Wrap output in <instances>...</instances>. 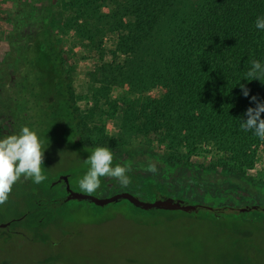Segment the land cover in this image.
<instances>
[{
  "label": "trees",
  "instance_id": "obj_1",
  "mask_svg": "<svg viewBox=\"0 0 264 264\" xmlns=\"http://www.w3.org/2000/svg\"><path fill=\"white\" fill-rule=\"evenodd\" d=\"M21 1L0 53V112L12 115L20 128L64 127L78 144L105 147L83 135L72 84L74 54L64 50L58 33L57 18L66 12L80 41L76 46L100 56L104 39L109 41L110 60L101 68L111 86L143 91L160 86L161 95L139 111L142 127L160 128L170 143L177 141L173 148L187 150L164 171L127 165L128 173L138 176L135 185L163 184L174 199L210 206L199 208L218 217L236 205L229 196L241 203L252 199L236 188L206 187L187 155L213 145L222 152L220 166L242 174V167L253 166L264 152V140L241 128L246 110L256 106L251 97L264 102V79L249 82L246 75L253 60L264 64V30L256 28L264 0H67L63 11L58 0ZM240 85L250 90L248 97ZM61 183L62 197L53 198L55 185H45L44 200L21 217L31 221V231L42 226L52 202H64ZM206 194L218 200L206 202Z\"/></svg>",
  "mask_w": 264,
  "mask_h": 264
},
{
  "label": "rangeland",
  "instance_id": "obj_2",
  "mask_svg": "<svg viewBox=\"0 0 264 264\" xmlns=\"http://www.w3.org/2000/svg\"><path fill=\"white\" fill-rule=\"evenodd\" d=\"M66 1L58 0V11H63ZM21 2L0 0V53L5 36L10 35L19 16ZM67 16L63 12L57 18L58 33L64 50L74 54L72 84L75 106L85 122L83 135L112 149L113 167L130 164L147 171L149 165H155L156 170L164 171L186 156L187 150L179 149V145L173 148L177 141L170 143L160 128L142 127L144 119L139 111L149 100L161 95L160 86L148 91L130 85L111 86L101 68L110 60L109 41L104 39L107 47L100 56L82 45L76 46L80 41L75 39L74 30L69 29ZM119 98L124 102H116ZM63 128L50 130L37 126L33 130L44 141L41 169L47 179L36 184L22 176L13 185L8 201L0 205V223L11 221L10 230L26 235L0 227V264H264L261 208L244 212L228 209L224 216L218 217L204 208L143 210L127 200L105 205L84 200L55 201L48 206L42 226L31 231V221L21 217L38 199L44 200L45 185H55L57 194L53 193V198L62 197L64 191L58 181L62 175L68 177L71 190L83 194L107 197L127 191L144 201L176 198L174 192L160 183L135 185L134 179L138 177L135 173H128L131 182L126 186L115 178L101 177V186L96 191L81 190L78 181L89 170L85 160L94 148L78 144ZM20 129L17 124L0 125V138L18 134ZM187 157L206 187L227 186L252 196L246 203L229 196L235 207L254 204V199L262 200L264 206V152L253 166L244 165L242 174L221 167L222 152L213 145L199 147ZM205 199L212 202L218 197L206 194Z\"/></svg>",
  "mask_w": 264,
  "mask_h": 264
},
{
  "label": "clouds",
  "instance_id": "obj_3",
  "mask_svg": "<svg viewBox=\"0 0 264 264\" xmlns=\"http://www.w3.org/2000/svg\"><path fill=\"white\" fill-rule=\"evenodd\" d=\"M256 28L264 30V17L257 18ZM246 75L249 82L261 81L264 79V64L253 60L251 69ZM240 87L242 94L248 97L250 90L245 85ZM251 101L256 102V106L246 110L247 120L243 121L241 128L245 131H254L257 137L264 140V119H261V113H264V102L257 101L256 96H252ZM43 143L44 141L38 137L37 133L27 126L22 127L18 134L0 138V205L8 201L13 185L22 176L36 184L47 179L41 169L44 160ZM85 151H87L86 148ZM85 163L90 166L89 170L78 181L81 190L85 192L92 193L100 188L101 177L115 178L124 186L131 182L128 175L130 166L113 167V153L106 147L95 148ZM147 171L155 173L156 166L149 165Z\"/></svg>",
  "mask_w": 264,
  "mask_h": 264
},
{
  "label": "water",
  "instance_id": "obj_4",
  "mask_svg": "<svg viewBox=\"0 0 264 264\" xmlns=\"http://www.w3.org/2000/svg\"><path fill=\"white\" fill-rule=\"evenodd\" d=\"M58 181H63L65 184L66 196L64 198V201L84 200V201L92 202L97 205H105L120 200H127L135 207L141 208L143 210L162 209V210L196 211L200 206L208 209L212 208L210 206H206L202 204H185L181 199H174L171 197L158 198L153 201H144L127 191L116 192L107 197L94 196V195L83 194L71 190L69 185V180L66 175L60 176ZM256 207H257L256 204H249L242 207H238L237 209L240 212H244L250 209H256ZM10 223L11 221L0 223V227L7 228L10 225Z\"/></svg>",
  "mask_w": 264,
  "mask_h": 264
},
{
  "label": "flooded vegetation",
  "instance_id": "obj_5",
  "mask_svg": "<svg viewBox=\"0 0 264 264\" xmlns=\"http://www.w3.org/2000/svg\"><path fill=\"white\" fill-rule=\"evenodd\" d=\"M16 120L14 119V117L6 112H0V125H3V124H6V123H10L11 125H14L16 124L15 123ZM14 131V128L11 129V132ZM249 197V196H247ZM257 205V204H256ZM228 209H234V208H238V207H235L234 204H232L231 206L228 205L227 206ZM264 209V206H261V205H257L256 209ZM238 210V209H237ZM6 229L7 231H12V232H15V233H18V235H23L26 237V235L20 231H17V230H10V225L7 227V228H4Z\"/></svg>",
  "mask_w": 264,
  "mask_h": 264
}]
</instances>
